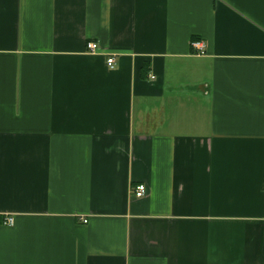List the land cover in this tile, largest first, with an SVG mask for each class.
Returning a JSON list of instances; mask_svg holds the SVG:
<instances>
[{
  "label": "crops",
  "instance_id": "1",
  "mask_svg": "<svg viewBox=\"0 0 264 264\" xmlns=\"http://www.w3.org/2000/svg\"><path fill=\"white\" fill-rule=\"evenodd\" d=\"M0 264H264V0H0Z\"/></svg>",
  "mask_w": 264,
  "mask_h": 264
},
{
  "label": "built area",
  "instance_id": "2",
  "mask_svg": "<svg viewBox=\"0 0 264 264\" xmlns=\"http://www.w3.org/2000/svg\"><path fill=\"white\" fill-rule=\"evenodd\" d=\"M193 47L197 49V51L201 54L205 53L206 51V46L204 45L203 42L201 41H195L193 42ZM88 49L91 52H95L98 49V44L95 42H90L88 43ZM107 64L109 68L114 69L116 67V58L114 56H111L107 59ZM152 78L154 79L155 76L153 75ZM147 191V187L145 184H139L134 188V194L136 197H143ZM84 222H87L86 219H84ZM6 224H12L13 223V218L9 217L5 221Z\"/></svg>",
  "mask_w": 264,
  "mask_h": 264
}]
</instances>
